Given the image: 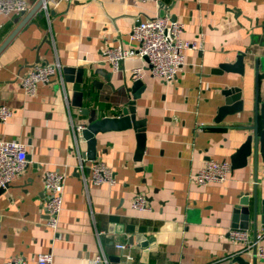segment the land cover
<instances>
[{
  "label": "crops",
  "instance_id": "1",
  "mask_svg": "<svg viewBox=\"0 0 264 264\" xmlns=\"http://www.w3.org/2000/svg\"><path fill=\"white\" fill-rule=\"evenodd\" d=\"M24 1L30 7L25 14L0 15V49L20 28L0 51V105L12 110L0 122V140L26 144L30 157L0 195V264L19 256L37 264L41 255H51L53 264H228L238 256L264 264L256 253L264 244L260 212L257 234L253 227L255 191L259 206L264 198V157L258 148L256 162L253 155L246 166L231 161L256 123L262 131L256 95L258 104L264 103V78L256 92L255 64L264 75V0H70L32 16L40 0ZM160 2L182 25V38L197 48L185 51L172 82L145 69V89L137 99V117L147 122L145 153L136 159L133 129L99 134L96 160L113 170L116 183L96 186L89 170L79 168L87 144L76 127L117 116L132 99L127 87L143 61L126 58L115 71L105 52L134 49L133 26L164 17ZM241 53L246 54L244 74L220 72ZM45 64L58 67L52 82L26 94L21 76ZM65 67L84 69L86 84L76 82L74 74L67 82ZM233 88L240 96L232 105L243 102V110L217 123L222 93ZM81 89L82 107L73 106V94ZM209 160L231 165L226 182H192ZM47 171L65 176L56 232L46 226L43 208ZM138 195L146 197L149 210L132 207ZM244 199L249 224L243 214L236 216ZM245 222L248 229L240 228ZM232 230L248 232L257 245L233 242ZM119 244L126 249H117Z\"/></svg>",
  "mask_w": 264,
  "mask_h": 264
},
{
  "label": "built area",
  "instance_id": "2",
  "mask_svg": "<svg viewBox=\"0 0 264 264\" xmlns=\"http://www.w3.org/2000/svg\"><path fill=\"white\" fill-rule=\"evenodd\" d=\"M70 0H45L41 10L49 14L61 3ZM141 2H155L157 0H139ZM30 7L24 0H0V15H21L29 11ZM183 27L170 17L157 16L144 21H138L131 30V40L135 43L134 49L125 50L118 46L105 52L107 62L117 71L126 58L137 56L143 65L132 70L134 80H142L145 69L151 75L166 82H172L184 64V53L191 48H197L195 42L182 38ZM58 67L51 64L36 66L20 78L24 92L33 96L39 84H49L57 73ZM12 115V110L0 105V122L5 123ZM86 126L76 127L81 133ZM27 146L18 140H0V189H7L15 178L24 171L28 164ZM86 154L80 159L79 168L88 169L91 181L96 186H114L116 178L112 169L97 160H87ZM231 165L226 161L209 160L192 176V182L198 185L210 183H224L228 180ZM43 208L47 217L46 226L56 232L59 229V218L63 209L65 176L60 172L47 171L44 174ZM132 207L139 211L149 210L147 199L138 195L132 202ZM261 238L257 235L256 241ZM230 239L245 248L257 245L253 243L250 234L243 230L230 231ZM117 249L124 251L125 244H119ZM257 256L264 262V244L256 246ZM5 264H28L23 257H16ZM37 264H53L51 255H41ZM121 264H128L126 261Z\"/></svg>",
  "mask_w": 264,
  "mask_h": 264
},
{
  "label": "water",
  "instance_id": "3",
  "mask_svg": "<svg viewBox=\"0 0 264 264\" xmlns=\"http://www.w3.org/2000/svg\"><path fill=\"white\" fill-rule=\"evenodd\" d=\"M45 0H40L36 6L32 9L30 15H34L43 5V2ZM159 6L161 9L166 10L165 5L163 3H159ZM25 14V13H23ZM165 17H170L171 20L175 21L176 17L171 16L169 9L166 10V13L164 14ZM20 28L16 29L14 33L7 39V41L3 44L0 51L5 48V46L11 41V39L17 34L18 30ZM245 53H241L237 56L236 62L234 64H224L219 67L220 72L221 71H228V72H237L240 74H244V57ZM256 92L259 88V81L260 78H264V75H260L258 71V61L256 62ZM63 74L65 77V80L67 82H71L73 80V74L75 75L76 82L85 85L86 81H84L85 71L84 69H74L71 67H65L63 69ZM96 81L93 82V85L97 86ZM99 87V86H98ZM145 89V85L142 80H134L131 78V86L127 87V91L131 94L132 99L127 103L125 107L122 108L121 113L117 116H108L103 117L101 119L92 121L86 125V128L81 132V137L85 140L87 144V152H86V158L88 160H96L97 158V136L99 134H105L112 131H124L128 129H133L136 133L137 138V152H136V159L141 160L146 149V130H147V122L145 119H138L137 117V99L141 97L142 92ZM223 96L225 97L224 105H222L218 110V117L216 119V122L219 123L220 119L224 116L233 115L238 111L243 110V102H238L235 105H232V103L238 99L240 96V89L239 88H233V89H226L223 93ZM84 96V89H81L79 91H75L73 94V106L82 107V100ZM258 97L256 95V110L258 113V110L261 109L262 112V131L259 133V127L257 123L254 125L252 130L254 131L253 135H249L245 142L241 145V147L236 151V153L231 157V161L233 165L235 163H240L243 166H246L247 158L252 156L254 157L255 162L258 158V150L260 149V152L262 153L264 157V103L259 105ZM88 112V111H87ZM86 112V113H87ZM260 145V147H259ZM259 148V149H258ZM27 159H30V157L27 155ZM5 192V189H0V195H2ZM255 199L253 201V222H254V232L257 234L258 227H257V221H258V214L259 212L262 214V228L264 229V198L261 201V205H258L257 202V195L258 191H255ZM242 206L240 209L236 211L237 214L241 213L244 215L243 219L247 221L249 224L250 220V209L248 208V201L246 199L241 201ZM236 219V217H235ZM237 220V219H236ZM248 224H241L240 228L242 229H248ZM139 238V237H138ZM132 241V240H131ZM117 260V259H116ZM95 264H104L102 262H98ZM228 264H249L244 259H242L240 256L235 257L232 259Z\"/></svg>",
  "mask_w": 264,
  "mask_h": 264
}]
</instances>
